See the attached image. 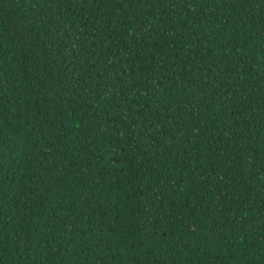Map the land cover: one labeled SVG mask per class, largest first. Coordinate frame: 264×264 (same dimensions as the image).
<instances>
[{
	"label": "trees",
	"instance_id": "obj_1",
	"mask_svg": "<svg viewBox=\"0 0 264 264\" xmlns=\"http://www.w3.org/2000/svg\"><path fill=\"white\" fill-rule=\"evenodd\" d=\"M0 264H264V0H0Z\"/></svg>",
	"mask_w": 264,
	"mask_h": 264
}]
</instances>
